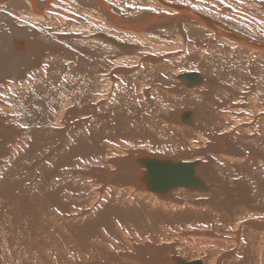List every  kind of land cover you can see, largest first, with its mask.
Here are the masks:
<instances>
[{"label": "bare ground", "instance_id": "obj_1", "mask_svg": "<svg viewBox=\"0 0 264 264\" xmlns=\"http://www.w3.org/2000/svg\"><path fill=\"white\" fill-rule=\"evenodd\" d=\"M69 1L0 0V264H264V42L195 1L128 25L83 0L107 30Z\"/></svg>", "mask_w": 264, "mask_h": 264}, {"label": "rangeland", "instance_id": "obj_2", "mask_svg": "<svg viewBox=\"0 0 264 264\" xmlns=\"http://www.w3.org/2000/svg\"><path fill=\"white\" fill-rule=\"evenodd\" d=\"M59 1H61L60 2V6H63L64 7V15H65V13L68 10L67 6H69L71 4V1H69V0H59ZM102 1H104V0H102ZM143 1H141V0H106V1H104V3L106 5H108L109 8L112 7L110 10L112 11V13L116 17V19H118L120 21H124L127 18L128 20L125 21V22H127L125 24L130 25L133 21H136L137 19L139 21H142L143 18L145 17V15H152V14L161 13V11H156V9L154 8V4L151 5L150 0H147V2L146 1L143 2ZM172 1H174V0H172ZM187 1L190 2V3H188ZM194 1H195V4L196 5L193 3ZM79 2H82V4L79 3ZM91 2H93V1H91ZM176 2H180V1L179 0H175L174 3H176ZM22 3L25 4V2H22ZM22 3L21 4H17V6L13 5V8L16 11H19V12H22V13L23 12L26 13L27 9L24 8V6L26 7V5H24ZM75 3L77 4V6L79 8H82L84 10L87 9L86 11L88 12L87 13L88 14V17L85 16L84 19H85V25L87 26L88 29H93V28L95 29V28H98V27L103 28L105 26L104 27V30H107V28H108L109 25H106V24L110 23L111 21H110L109 18H107L104 15V13L102 11H100L98 8H96V5L94 3H93L94 6H93V4H91L94 8L91 7L89 9H88V7H84L83 6V4H84L83 0L82 1L81 0H76ZM185 3L186 4H189V5L190 4L195 5V6L199 7L200 9H205L206 11H209L210 6H213L214 7V12H213L214 14L212 16L217 15V16H214L213 18L216 17L215 19H220L221 22H222V24L225 27H227L229 29H233L234 32H237L240 35H244L245 37L249 38L253 42H256V41L264 42V20L263 21H258V22L257 21L256 22L253 21V15L252 14L251 15H248V13H247V11H248L247 10V7L246 8H243L240 4L236 3L235 0H229V1L228 0H211V1L209 0V2H207V3L204 2V0H201V1L200 0H185ZM0 6H5V5H4V3H1ZM21 6H22V8H21ZM221 8H227L228 11L227 12H223V13H219V10ZM21 9H23V10H21ZM58 9H60V8H58ZM25 13L24 14H20L19 17H21V19H24L25 20L27 18V15ZM78 14H79V16H81V14L79 12H78ZM207 14H209V13H207ZM102 16H104V17H102ZM81 17H83V16H81ZM101 18L102 19H105V20L102 21ZM130 19H131L132 22L130 21ZM106 20L108 22H106ZM237 22L240 23V24H242V28H240L241 25L239 27V26L233 24V23H237ZM122 24H124V22ZM172 27L175 28L173 25H172ZM94 34H95V35H93L94 37L95 36H98V32L97 31ZM161 37L164 39L163 42L164 41H168L169 38H170L168 35H167V38H166V35L161 36ZM209 38L210 37L207 36V39H209ZM229 44H230V42H229ZM242 46H244V45H242ZM226 47H229V49L226 48V50H230V51L233 50V48L235 50L237 49V46H234V45L233 46L232 45H227ZM167 54L169 56H171L173 59L177 60L179 63L182 62L178 57H176V55H174V53H170L171 55L169 53H167ZM181 67H182L181 72H187V71H193V70H195V69H190L189 66L181 65ZM194 68H198V67L197 66H194ZM244 86H245V88L242 87V90L241 91L247 90V88H248L247 82L244 83ZM186 111L187 110L182 111L181 114L185 113ZM179 162H181V161H179ZM197 164H198V162H197ZM142 166L144 167L143 164H142ZM202 172L203 171H201V173L200 172L199 173L197 172V176L200 179H202ZM147 189H148V186H147ZM256 204H257V206L258 205H261L260 201H258ZM202 229L204 230V232L206 231L205 228H202ZM216 239H221V237H217ZM214 240H215V238H214ZM163 241L164 242L161 243L162 245H165V244L173 245L174 244L170 239L169 240H163ZM178 244L179 243L177 242L176 245H175V247H178ZM192 259H194V258H187V260H192Z\"/></svg>", "mask_w": 264, "mask_h": 264}, {"label": "water", "instance_id": "obj_3", "mask_svg": "<svg viewBox=\"0 0 264 264\" xmlns=\"http://www.w3.org/2000/svg\"><path fill=\"white\" fill-rule=\"evenodd\" d=\"M185 10H186V8H185ZM197 16H198V19L201 22L206 23V25L208 27H210L208 25L209 21L207 20V18H205V17H203V16H201L199 14H197ZM227 36H229V35H227ZM182 80L185 81V83H186V85L188 87L196 85L198 83V81H199V79H198V77L196 75L184 76L182 78ZM148 165L149 166H148V171L147 172L151 175L150 177H154V179H157L158 180L157 182L160 185H163V186H167L168 185V183H169L167 181L168 178L173 180V181H175V183L176 182L180 183V181L182 183H185V180L188 178V176L189 177L191 176V174L188 171V169L187 168L185 169V167H188V166H186L184 164H171V162H169V164L168 163H164L163 165L160 166L156 162H150ZM182 167H184V168H182ZM170 182H172V181H170Z\"/></svg>", "mask_w": 264, "mask_h": 264}]
</instances>
